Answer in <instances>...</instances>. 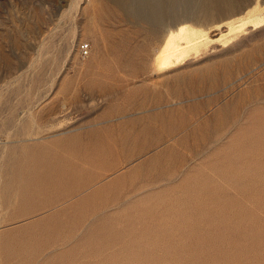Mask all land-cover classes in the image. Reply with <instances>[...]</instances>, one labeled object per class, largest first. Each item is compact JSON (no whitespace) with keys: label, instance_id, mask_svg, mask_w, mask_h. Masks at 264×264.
<instances>
[{"label":"rangeland","instance_id":"1","mask_svg":"<svg viewBox=\"0 0 264 264\" xmlns=\"http://www.w3.org/2000/svg\"><path fill=\"white\" fill-rule=\"evenodd\" d=\"M262 14L0 0V264H264Z\"/></svg>","mask_w":264,"mask_h":264},{"label":"bare ground","instance_id":"2","mask_svg":"<svg viewBox=\"0 0 264 264\" xmlns=\"http://www.w3.org/2000/svg\"><path fill=\"white\" fill-rule=\"evenodd\" d=\"M261 17H263V14H262ZM261 17L259 19H261ZM263 20H264V17H263ZM260 22L261 21H259L257 23H260ZM243 25H245V23ZM187 28H188V26H187V23H186V25H182V26L176 28V30H171L167 34L165 42L163 43V45H161V47H159V50L157 51L156 56H155V63H156V65H157V67L159 69H169V68L175 67L176 64L180 61V58L183 57L186 54L188 49L194 47L195 45H197L203 39V38L201 40L200 39H196V40L189 41V42H187L185 44L178 45L176 43V39L178 37L183 36L184 34H186L185 32H187ZM228 34H229V32H228ZM224 36H226V35L224 34ZM182 39H181V41H183Z\"/></svg>","mask_w":264,"mask_h":264},{"label":"built area","instance_id":"3","mask_svg":"<svg viewBox=\"0 0 264 264\" xmlns=\"http://www.w3.org/2000/svg\"><path fill=\"white\" fill-rule=\"evenodd\" d=\"M81 50L85 53V54H87L88 53V51H89V45L87 44H85V45H82L81 46Z\"/></svg>","mask_w":264,"mask_h":264}]
</instances>
